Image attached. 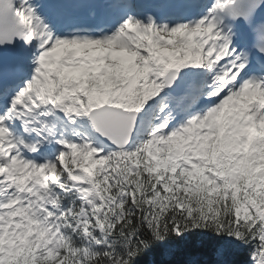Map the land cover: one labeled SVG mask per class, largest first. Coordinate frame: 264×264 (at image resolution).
<instances>
[{
	"label": "snow or ice",
	"instance_id": "snow-or-ice-1",
	"mask_svg": "<svg viewBox=\"0 0 264 264\" xmlns=\"http://www.w3.org/2000/svg\"><path fill=\"white\" fill-rule=\"evenodd\" d=\"M178 254L264 264V0H0V264Z\"/></svg>",
	"mask_w": 264,
	"mask_h": 264
},
{
	"label": "trees",
	"instance_id": "trees-1",
	"mask_svg": "<svg viewBox=\"0 0 264 264\" xmlns=\"http://www.w3.org/2000/svg\"><path fill=\"white\" fill-rule=\"evenodd\" d=\"M186 258L187 257L184 254H178L177 256L172 258H165V264H179L180 261ZM145 260H147V257H145Z\"/></svg>",
	"mask_w": 264,
	"mask_h": 264
}]
</instances>
